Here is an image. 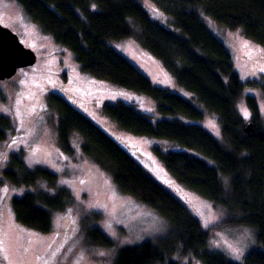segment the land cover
Wrapping results in <instances>:
<instances>
[{
    "label": "trees",
    "instance_id": "16d2710c",
    "mask_svg": "<svg viewBox=\"0 0 264 264\" xmlns=\"http://www.w3.org/2000/svg\"><path fill=\"white\" fill-rule=\"evenodd\" d=\"M12 1L43 33L71 53L82 73L108 84L117 95L152 99L162 117L156 121L120 98L103 104L101 113L124 132L180 147L181 150L164 151L154 146L151 151L178 183L225 208L231 223L255 232L257 246L241 263L208 250L207 232L174 195L120 142L62 95L49 93L42 106L58 115L61 150L71 153L70 137L78 134L83 155L109 173L120 192L169 222L164 237L118 250L113 264H181L176 258L182 256L202 264H264V124L251 96L246 98L249 122L238 113L236 104L244 84L231 55L205 21L209 17L227 29L240 30L246 39L264 48V0H151L164 22L151 17L144 7L145 0ZM126 39L137 41L180 87L193 95L202 109L169 89L154 86L110 45ZM259 89L264 96V81ZM204 111L217 117L223 144L199 124ZM249 123L253 129L246 133ZM22 136L13 118L0 115L3 150ZM220 175L228 178L227 193ZM39 182H44L47 189H37ZM3 183L28 190L13 197L11 207L19 225L42 234L52 229L51 212L69 211L73 202L69 188L59 185L56 174L41 167L27 168L21 148L9 152L0 166V187ZM99 220L97 214L85 216L78 238L84 245L113 248L114 243L93 226ZM76 245L74 231L61 250L46 252L40 264H71ZM0 264H4L1 252Z\"/></svg>",
    "mask_w": 264,
    "mask_h": 264
},
{
    "label": "rangeland",
    "instance_id": "374dc122",
    "mask_svg": "<svg viewBox=\"0 0 264 264\" xmlns=\"http://www.w3.org/2000/svg\"><path fill=\"white\" fill-rule=\"evenodd\" d=\"M144 7L152 18L164 22V16L151 0H145ZM205 21L231 55L233 67L244 84L236 104L238 113L246 123L249 122L251 115L246 98L251 96L256 100L264 124V96L259 89V84L264 81V71L261 70L264 69V48L246 39L240 30L227 29L209 17ZM0 24L14 32L21 43L32 49L37 56L33 67L19 70L10 80L0 81V109H3L0 115L13 118L17 130L23 135L21 140L5 150L0 147V166L4 164L9 152L21 148L27 168L41 167L53 172L58 177L59 185L68 187L73 198L69 211L51 212L52 229L49 233L42 234L19 225L11 207L12 198L20 197L28 190L3 183L0 187V252L4 264H40L46 252L61 250L74 231L77 244L75 248H78L74 253L75 261L83 257L80 264H113L118 250L137 246L145 241L156 242L169 229V222L164 217L120 192L110 174L83 155L82 139L78 134L70 137L71 153L61 150L57 134L58 115L54 110L42 106L49 93L62 95L77 110L120 142L158 183L198 219L201 226L203 219L215 220L207 228L202 226L208 234V250L220 252L234 263H241L230 258L229 246L246 247L244 256L256 248L253 229L231 223V217L225 208L178 183L151 151L154 146L164 151L181 150L180 147L165 140L124 132L101 113L103 104L120 98L123 102L136 105L138 110L151 115L156 121L162 117L157 114L156 104L152 99L117 95L108 84L82 73L71 53L43 33L12 0H0ZM110 45L154 86L169 89L202 109L193 95L180 87L157 60L141 49L137 41L126 39L113 41ZM248 82H256L257 85H249ZM244 110L249 113L247 119L243 115ZM199 124L220 143H224L215 115L204 111V119ZM220 179L227 193L228 178L220 175ZM35 187L47 189L44 182H39ZM5 188L8 189L7 192L3 191ZM50 193L52 194V190ZM93 214L100 215V220L93 226L99 228L114 243L113 248L81 244L78 231L82 223H86L84 217ZM245 229L251 233L250 239L245 238ZM101 252L105 255H100ZM176 259L181 264H202L189 256ZM75 261L71 264H75Z\"/></svg>",
    "mask_w": 264,
    "mask_h": 264
},
{
    "label": "water",
    "instance_id": "95a60500",
    "mask_svg": "<svg viewBox=\"0 0 264 264\" xmlns=\"http://www.w3.org/2000/svg\"><path fill=\"white\" fill-rule=\"evenodd\" d=\"M37 56L32 49L21 43L19 37L9 28L0 24V81H6L36 64ZM248 124L245 132H252Z\"/></svg>",
    "mask_w": 264,
    "mask_h": 264
},
{
    "label": "snow or ice",
    "instance_id": "6c2138e0",
    "mask_svg": "<svg viewBox=\"0 0 264 264\" xmlns=\"http://www.w3.org/2000/svg\"><path fill=\"white\" fill-rule=\"evenodd\" d=\"M262 71H264V69H261ZM0 111H3V109H0ZM243 115L245 116V118L247 119L248 116H249V113L244 110L243 111ZM36 163H40L41 161H35ZM61 183H66L65 181H61ZM3 191L7 192L8 189L5 188L3 189ZM201 216H203L202 213H200ZM219 219V218H217ZM75 223V222H74ZM215 223V220H211V219H203L202 221V226L207 228L209 227L210 224H213ZM108 227L110 228L111 226L108 225ZM112 233H110L111 235ZM244 236L246 239H250L251 238V233L245 229L244 230ZM128 242H131V241H128ZM215 247H220L219 245H214ZM247 250V248H240V247H232V246H229L228 248V253L230 255V258L233 260V261H236V262H242L243 258H244V254H245V251ZM100 255H105L103 252L100 253ZM83 259V257H81L80 259H78L77 261H75V264H80L81 260Z\"/></svg>",
    "mask_w": 264,
    "mask_h": 264
}]
</instances>
